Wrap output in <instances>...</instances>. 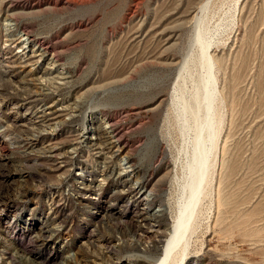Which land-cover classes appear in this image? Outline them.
Returning <instances> with one entry per match:
<instances>
[{"label":"rangeland","instance_id":"374dc122","mask_svg":"<svg viewBox=\"0 0 264 264\" xmlns=\"http://www.w3.org/2000/svg\"><path fill=\"white\" fill-rule=\"evenodd\" d=\"M235 1L210 0L207 24L218 27L211 53L227 65L238 57L236 68L248 61L252 73L242 84L240 96H247L238 97L231 132L236 159L253 155L259 166L249 175L235 166L237 182L246 176L236 197L254 205L264 200V107L249 81L264 25H257L249 44L241 47L239 40L243 22L255 18L262 0H239L240 9L251 8L240 14ZM206 2L0 0V264H151L173 225L169 207L178 188L172 180L175 173L181 177L183 157L178 126L165 116L177 69L195 51L194 17ZM38 46L47 50L46 60L54 58L52 65L29 56ZM247 102L248 110L239 113ZM224 110L223 119L231 120ZM112 129L120 135L118 147ZM144 191L151 194L147 201ZM159 207L155 222L150 216ZM205 212L188 245L190 264H264L260 251L216 230L215 212ZM137 222L142 230L134 232ZM150 240L157 241L153 248L146 246Z\"/></svg>","mask_w":264,"mask_h":264},{"label":"bare ground","instance_id":"6f19581e","mask_svg":"<svg viewBox=\"0 0 264 264\" xmlns=\"http://www.w3.org/2000/svg\"><path fill=\"white\" fill-rule=\"evenodd\" d=\"M211 2L210 0H207V2L202 7H199L200 13L199 12L198 13L200 15L194 17V23L192 26L193 27L192 44L194 46L193 48H195V51L194 52L191 51L190 54L188 53L189 55L186 57V59L182 61L179 67L177 66L178 67L176 73L177 76L175 82L173 83L172 91L170 94V99H169L170 104L168 106L169 110H167L168 114L165 116V118L166 121H169L172 116L174 122L172 123L173 126H175V124L178 126L177 133L179 134V138H180L179 140L181 141V146L177 148L178 149L177 151L179 155L181 154V156H183L181 159H178L181 160L180 169H179V172L181 173V177L178 176V173L177 174L175 173L172 180V185L175 184L174 187L177 186L178 190L176 191L175 194L176 197L174 201V206L169 207V211H171L173 215L172 216L173 225L171 227V231L169 230V236L165 244L161 243L160 245H158L159 248L157 251L159 253L155 251V253L157 252L155 257L151 256L152 259L150 258L149 260L151 264H190V262L187 259L189 253L188 245H190L189 242L190 239H192L191 237L195 235L198 228L201 226L202 219L208 207L215 212L213 219V227L215 229L218 228L220 231L225 232L229 237L233 236V234L238 235L244 242L248 244V246L253 247L255 251L256 250L260 251L261 255L264 256V216H261V212L263 213L264 210V202H263L264 200L261 201L258 200L259 203L257 201L256 202L257 204L255 203L254 205H252V203L251 204L249 203V201H251L252 199L250 200L248 198H245V196L244 197L241 196L240 198L236 197V195H239L238 193L240 189L238 187L240 186V183L241 182L243 183L244 181V176H245L244 174L246 173V175L247 174L249 175L250 170H254L252 169V166L256 168L259 166H257L258 164H256L253 155L252 156L250 155L251 158H249L248 161L246 160V162L238 161L236 159L238 158L236 156L238 153L237 154L235 153L236 142L234 143L233 134H232L233 132H231L232 126L235 125L234 124L235 122L233 123V116L236 115V112L238 113V106H237L238 105L237 100H239L238 97L245 96V95L243 96L240 95L241 92L244 90L242 88V86L244 85L242 84L245 79H248L247 78L248 75L246 73H248L249 71L248 69L250 68V66H248V61L245 62L244 60L241 59L240 61L243 62L241 63L240 66L238 65L239 66L238 68H236L235 66L238 64L237 60L239 59L236 56V54L234 55L237 58H234V60L232 62H229V65H227L226 59L224 57L221 56V58H218L219 56L215 57L217 56L215 55V53L214 54L211 53V45L214 44V43L212 44V42L215 33V31L213 32V30L214 29L217 30L218 28L217 27L211 29L207 24L208 23L207 18L209 14L208 12L211 8V4H210ZM233 4H234V10L233 9L232 10L236 11V13L240 14L241 12H243V8L247 9L245 6H243L241 9L240 7H238L239 0H236L235 3ZM248 6L252 7L250 5ZM259 8H260L259 11L255 14V18L252 21H250L251 20L250 18L248 19L249 17L248 16L246 17L245 22H243L245 31L243 32L244 34H242L243 36H241L242 38L239 40L240 42L239 45H241V47L249 44L251 37L255 35L253 32L256 31L257 25L259 24L261 26L264 25V0H262V3ZM250 9L248 8L246 11L249 12ZM252 13H254V11ZM244 16L242 18H245ZM19 39L20 42H23V44H27L29 41L27 37L24 35V33L22 34V32L20 33ZM260 39L262 42H264V35L261 36ZM262 47L263 48H261V51L258 54L260 56V57L258 56L260 61L254 68L255 71L252 76V81H249L250 86H253L254 97L256 96V100H255L256 104L260 106L261 109L262 107H264V84L261 81H260L261 83H259L258 81L261 79L264 80V64H263L264 46L262 45ZM30 52L31 54L29 53L30 55L29 54L28 55L29 56L35 55V57L37 58L36 62L38 63L45 61L46 60L45 57L48 53L45 48H42V46H38L35 49L30 50ZM239 53H240V48L238 55ZM235 61L237 62V64H235ZM53 62H54V58L52 57L46 60L47 64L51 63L50 65H52ZM232 65L233 67L230 68V66ZM51 68L53 67L50 66L49 69ZM44 70L45 69H43V71ZM219 71L222 72L221 74H223L224 76L222 83L218 82L219 79H217V72L219 73ZM250 73L251 72L249 71L248 74ZM40 74L43 73L41 72ZM248 99H249L248 101H250L251 98L248 97ZM227 108L229 111V113L227 114L231 116V120L227 118L229 120L227 121L225 118L228 116H225L224 119L225 121H227L228 124L227 126L229 127V130L228 133H225V135L223 136L222 135L224 128L223 126L226 124L223 119V112L225 111L224 109ZM247 110H248V102L241 106V108L239 109V113L242 112L243 114ZM102 120L101 121L104 122L107 126L105 127V129L106 128L109 129L110 127L109 123L111 124V122H109V120L105 118H103ZM110 133H111V137L112 138L114 137V139L111 140L112 146L118 147L120 135H118L117 132L113 131V129L112 131H110ZM222 138H224L223 141ZM257 138H261V137H257ZM227 142L228 145H226ZM252 152L255 153V151ZM175 164L177 163L175 162ZM235 166L239 168V171H242L243 169L246 170V172H243L244 174L242 175L243 180L241 179L242 177L240 178L242 181L237 182L235 180L234 175L236 174L237 171L236 170L237 167ZM250 166L251 169H249ZM260 169H261L260 171H262L263 168ZM261 174L262 173H260V175ZM79 175L82 177L84 176L82 173ZM215 181H216V186L213 184ZM236 188H238V190ZM247 195H248L247 197L250 198V195L249 194ZM150 198H151L150 192L144 191L143 199L147 201ZM261 198L263 199V197ZM145 206H147L146 202H145ZM244 209L245 210L250 209L251 211L244 212L245 211ZM155 215L156 216L161 215L160 207L157 210L152 211L150 217H152L153 220H155L154 219L156 217ZM152 218L150 219L152 220ZM140 219L141 218H139V220ZM141 225L143 224H140V222L134 223L132 225L133 226L132 230L134 232L135 231L137 232V230L140 231L142 227ZM150 226L152 225L150 224ZM148 228L150 227L148 226ZM50 230L51 232L53 231L52 229ZM137 236H141L140 233ZM132 238L133 237H131V239ZM133 239L130 241L132 242ZM125 243L127 245V242ZM156 243L151 241V243H148L146 246L152 247L155 246ZM117 245L121 246V244H117ZM140 246L144 247L142 245H139V247ZM132 247L135 246H131V248ZM149 251L151 250L149 249ZM70 257L71 256L69 255L68 258Z\"/></svg>","mask_w":264,"mask_h":264}]
</instances>
